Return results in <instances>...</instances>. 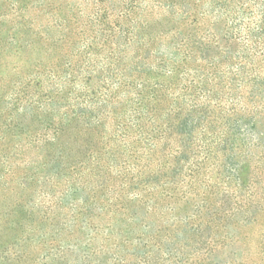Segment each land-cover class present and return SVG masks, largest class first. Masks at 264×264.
Instances as JSON below:
<instances>
[{
	"label": "trees",
	"instance_id": "obj_1",
	"mask_svg": "<svg viewBox=\"0 0 264 264\" xmlns=\"http://www.w3.org/2000/svg\"><path fill=\"white\" fill-rule=\"evenodd\" d=\"M0 200V264L257 262L264 0H0Z\"/></svg>",
	"mask_w": 264,
	"mask_h": 264
},
{
	"label": "rangeland",
	"instance_id": "obj_2",
	"mask_svg": "<svg viewBox=\"0 0 264 264\" xmlns=\"http://www.w3.org/2000/svg\"><path fill=\"white\" fill-rule=\"evenodd\" d=\"M0 204H3V202L1 200H0ZM6 210H7V207L4 204L0 206V211H6ZM252 231H254V230H252ZM254 233H255L256 236H258V239H257V242H256V244H258V243L261 242L262 234H260L261 232L258 229H256L254 231ZM262 233H263V231H262ZM33 248L34 247H32V246H27L26 247L24 245H21L20 246L19 244H17L14 247H11L10 248L11 249V252H9L5 256H9V257L13 258L14 255H16V253L19 252V254H20V253H22V251L24 252L25 250L28 251V253H32V254L34 253L35 254L36 253L35 252L36 250L33 249ZM248 248L249 247H247V246H242V247H237L236 246L235 248L232 249V251L230 252V255L233 254V253H242V254L244 253L245 254L248 251ZM255 249L257 251V254L259 255V258H257V262L253 260L250 264H264V253H263V250L264 249H261V247H259V249H258V247H256ZM230 255L229 254L228 255L226 254L227 257L230 256ZM226 259H228V258H226ZM260 260H262L263 262L262 263H259Z\"/></svg>",
	"mask_w": 264,
	"mask_h": 264
}]
</instances>
